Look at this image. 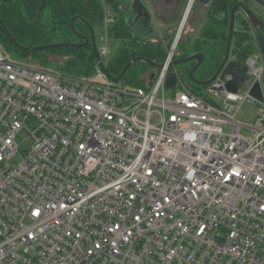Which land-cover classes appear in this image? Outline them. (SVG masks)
<instances>
[{"label":"built area","instance_id":"1","mask_svg":"<svg viewBox=\"0 0 264 264\" xmlns=\"http://www.w3.org/2000/svg\"><path fill=\"white\" fill-rule=\"evenodd\" d=\"M185 21L170 45L160 34L166 59L144 88L113 82L99 63L77 78L0 46V264H264V101L250 95L255 85L264 91L256 33L250 26L256 49L245 74L236 78L232 66L249 41L232 43L201 96L173 67ZM107 47L98 48L103 65ZM247 103L254 122L239 123Z\"/></svg>","mask_w":264,"mask_h":264},{"label":"trees","instance_id":"2","mask_svg":"<svg viewBox=\"0 0 264 264\" xmlns=\"http://www.w3.org/2000/svg\"><path fill=\"white\" fill-rule=\"evenodd\" d=\"M125 2L126 0H47L44 10L36 20V15L42 6L43 0L0 1V18L14 40L12 41L7 36L0 23V46L15 60L31 62L35 66L38 65L46 69H57L61 73L72 77L92 76L95 73L97 61L91 43L85 47L79 46L76 48L62 47L46 50H33V48L53 44V39L58 37L63 43L83 44V41L79 40L74 33L71 20L79 17L87 22L75 20L73 27L79 35L90 38V28H92L96 36V29L101 26L104 18V7H107L112 11L115 18V22L110 29V36L112 39L120 41V44L112 57L104 59L106 71L111 76L118 77L124 67L136 57H144L161 65L167 55L163 40L150 41L134 38L126 23V13L122 10ZM238 3L239 0H208L204 4V8L209 22L202 29L200 38L193 45V50L184 54L176 52L175 59H184L197 53L204 54L207 59L206 50L218 51L221 49L222 56L219 58L217 65L213 66L215 68L211 76L213 77L224 59L228 41L230 14ZM238 22L239 25L237 26L240 29L243 28V31H246L250 26L242 16H239ZM248 36L247 34L234 32V45L243 47L249 40ZM163 38L167 42L166 46L170 45L172 42L170 36L165 38L163 35ZM19 46L27 49H21ZM249 48L252 47L249 46L247 49ZM243 49L245 55H240L238 62L232 66L240 76L246 72L244 61L247 53H249L247 49ZM51 55H62L65 61L63 63H52L49 59ZM52 65H55V68H52ZM192 67H190V70ZM190 70L186 72L188 81L177 73L190 91L205 96L203 92H206L208 87H200L193 84L189 78ZM148 72L149 66L147 64L137 62L125 73L122 83L128 86L144 88L146 85L145 76ZM196 74L197 72L195 73V78L197 77ZM199 80L204 81L201 78ZM202 88L205 91L201 92Z\"/></svg>","mask_w":264,"mask_h":264},{"label":"rangeland","instance_id":"3","mask_svg":"<svg viewBox=\"0 0 264 264\" xmlns=\"http://www.w3.org/2000/svg\"><path fill=\"white\" fill-rule=\"evenodd\" d=\"M161 1H163V2L169 1V4L171 5V7L169 9L172 10L173 13L178 15V18H180L178 26L177 27H174V26L163 27V26H161L162 32H160L158 29V26L156 24V21L153 20L151 23H148L145 30L141 29L143 24L141 25L140 23H135L136 25L134 26V30H133L134 33L140 34L143 31L144 32L143 36L147 37L148 40H150V41L161 40L160 33H162V34H164L165 38H167V36H170V40L173 41L176 34L179 31L182 20L184 18H186L185 25L182 29L181 40H180V43L178 45L179 47L177 49V52L180 54L191 52L193 50V47H194L193 45L200 38V32H201L203 25L205 24L206 19H207V14L205 12L204 4L201 2V0H197L195 2L191 12L186 16V9H187V5H188L189 0H161ZM151 3H152V0H151ZM262 18L264 19V14L262 15ZM112 19L115 20L112 11L109 8L104 7V18H103L101 26H98L96 29V38H97L98 48H99V46H102L104 43H106V42L108 43L107 48L109 49V56L106 59H108L109 57H112L114 52L117 51L119 44H120V41L114 40L110 36V29L114 24L111 21ZM133 20H136V17H133ZM237 25H239V22L236 24L235 32H237L238 34L241 33V34L250 35V26H249V28H247L246 31H243V28L240 29L239 26H237ZM147 30H151V31L147 32ZM172 34H174V35H172ZM103 38H105V40H103ZM107 38H108V40H107ZM248 38H249V40H248L249 42L246 43L245 49H247L249 46H251L252 48H249L247 50L249 52H253L256 49L255 48L256 44L253 40L252 35L248 36ZM59 39H60V37L54 38L52 43L53 44L63 43ZM168 41H169V39H168ZM206 56H207V59L201 65L199 70H197V74H196L197 77L195 78L197 80H199V78H201L205 81V80H208L211 78L213 71L215 69L213 66L217 65L219 58L222 56V51H221V49L218 51H213V50L209 49V50H206ZM49 59H50V61H52V63H54V62L63 63L65 61V58L62 55H51V56H49ZM23 63L27 64V65H33V66L35 65L34 63H31V62H23ZM192 64L193 63H185V64L176 65L174 67H175V70L180 75H182L184 77V79H186L188 81V76L186 75V72L188 70H190V67L192 66ZM54 66L55 65H52V68H55ZM35 67L44 68V67H41L38 65H36ZM151 71H154V68L149 66V72H151ZM200 87H205V86H200ZM246 88H247V83L243 82L240 85V90L243 92L246 90ZM176 90L172 89V88H167L166 96L168 98L173 96V94ZM203 91H205V89L202 88L201 92H203ZM203 93H205V92H203ZM254 110H256V106H252V104H250V103L245 104L242 111L240 112V114L236 118L237 122H239V123H253L254 122V118H253V111ZM227 130L230 131V127H227ZM18 142L20 143V148L22 151L29 149L30 141L28 140L26 134H24V133L20 134Z\"/></svg>","mask_w":264,"mask_h":264},{"label":"water","instance_id":"4","mask_svg":"<svg viewBox=\"0 0 264 264\" xmlns=\"http://www.w3.org/2000/svg\"><path fill=\"white\" fill-rule=\"evenodd\" d=\"M0 1H4V2H10L12 0H0ZM46 1L47 0H43L42 6L40 8V10L38 11L37 15H36V20L38 19L39 15L41 14V12L44 10L45 5H46ZM256 3L262 5L264 7V2H262L261 0H253ZM201 2L203 4H206L208 2V0H201ZM132 5L133 8H137V17L136 20H126V23L128 25V27L130 28V30L132 31V35L134 36V38H138V39H143V40H148L147 37L143 36V31H142V35L141 34H135L134 33V26L136 25L135 23H140L141 25L143 24L142 28L143 30L146 29L148 23H151L154 20V17L149 9V7L147 5H145L141 0H132ZM242 11L243 14L246 16V19L249 23V25L252 27V29L255 31L256 33V37H257V41L259 44V48L260 51L262 53L263 56V60H264V34L262 29H264V20H262L261 18H259L256 14H254L252 12V10L245 4V2L243 0H239V3L234 6V8L231 11L230 14V24H229V35H228V41L226 44V51H225V56L224 59L219 67V69L217 70V72L214 74L213 77H211L208 80L205 81H200L195 79V73L197 72V70L201 67V65L204 63L206 57L204 54L202 53H197V54H193L187 58L184 59H176L173 63L174 66L179 65V64H185V63H195V66L192 67V69L190 70L189 73V77L192 80L193 84H195L196 86H210L220 75V73L222 72V70L225 68L226 63L229 60L230 57V52H231V47H232V43H233V37H234V32H235V23H236V17L238 15L239 11ZM82 20L84 23H87L84 19L76 17L73 18L71 20V26L73 28L74 33L76 34L77 38L81 41H83V44H78V43H58V44H50L47 46H43V47H34L33 50H46V49H57V48H62V47H69V48H76V47H85L87 46L89 43L92 44L95 56H96V61L97 63L100 64V66L102 67V69L104 70V72L106 73V75L115 83H121L123 80V77L125 75V73L128 71L129 68H131L135 63L137 62H142L145 63L149 66H151L152 68H154V70H158L162 67V65L160 64H156L144 57H136L133 58L122 70V72L120 73V75L118 77H113L111 76L106 69L104 68L102 59L99 55L98 52V47L96 45V36L94 33V30L92 28H90V33H91V37H83L81 35H79L76 30L74 29V22L75 20ZM0 23L2 24L5 33L7 34V36L12 40V36L9 33L8 29L6 28V26L3 24L2 19L0 18ZM150 32L151 30H147V32ZM16 46H18L15 43ZM19 48L21 49H27V48H23L21 46H19ZM173 66V67H174ZM57 70V69H56ZM155 74L152 73L150 75V81H152L154 79ZM234 76L237 78L239 76V74L237 72H234ZM175 83H176V78H175V74L171 73L168 77L167 83H166V88H174L175 87ZM233 91H237V87L234 86L233 88H231ZM263 90H264V80H263ZM250 95L256 99L259 102H263L264 101V91H262L261 87L259 85H255L253 86V88L250 90Z\"/></svg>","mask_w":264,"mask_h":264},{"label":"crops","instance_id":"5","mask_svg":"<svg viewBox=\"0 0 264 264\" xmlns=\"http://www.w3.org/2000/svg\"><path fill=\"white\" fill-rule=\"evenodd\" d=\"M141 1L149 7L160 32H162L161 26H178L180 18H178V15L169 9L171 7L169 1L163 2L161 0H152V3L151 0ZM123 11L126 13L127 19L129 20H133V17H137V8H133L132 0H126V3L123 6ZM140 34L142 35V32ZM153 72L154 71H151L149 74H152Z\"/></svg>","mask_w":264,"mask_h":264},{"label":"flooded vegetation","instance_id":"6","mask_svg":"<svg viewBox=\"0 0 264 264\" xmlns=\"http://www.w3.org/2000/svg\"><path fill=\"white\" fill-rule=\"evenodd\" d=\"M245 2V4L252 10V12L254 14H256L259 18H261L262 20H264L262 18V15L264 14V7L258 3H256L255 1L253 0H243ZM262 2H264V0H261ZM126 3V2H125ZM122 10H123V7H122ZM124 12V11H123ZM244 17L246 19V16L243 14V12L240 10L239 11V14H238V17L236 19V24L238 23V19H239V16ZM209 22V18L207 17L206 19V22L205 24L203 25V28L205 27V25ZM230 24V23H229ZM236 26V25H235ZM202 28V29H203ZM202 31V30H201ZM263 31V34H264V29H262ZM201 33V32H200ZM228 35H229V32H228ZM192 66H195V63L192 64ZM155 71V70H154Z\"/></svg>","mask_w":264,"mask_h":264}]
</instances>
